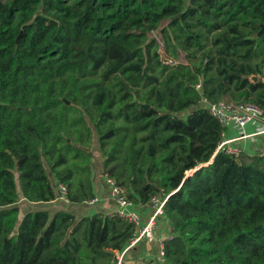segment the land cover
<instances>
[{
	"label": "trees",
	"instance_id": "obj_1",
	"mask_svg": "<svg viewBox=\"0 0 264 264\" xmlns=\"http://www.w3.org/2000/svg\"><path fill=\"white\" fill-rule=\"evenodd\" d=\"M263 25L264 0H0V264L126 249L129 221L68 210L96 198L95 141L135 206L169 196L158 264H264V155L216 153L201 100L264 110ZM58 184L68 204L20 217L22 200L56 205Z\"/></svg>",
	"mask_w": 264,
	"mask_h": 264
},
{
	"label": "built area",
	"instance_id": "obj_2",
	"mask_svg": "<svg viewBox=\"0 0 264 264\" xmlns=\"http://www.w3.org/2000/svg\"><path fill=\"white\" fill-rule=\"evenodd\" d=\"M196 89L202 92V84L197 85ZM202 104L207 108L210 114L218 121L221 126V140L218 143L216 153L225 152L229 155L239 157L243 152L240 148L233 145L236 139H228L227 132L229 129H237L241 135L238 139L245 138L244 129L249 124L256 125V135L264 134V110L254 103L250 102H233L226 99H222L218 102H210L203 94H201ZM102 177L106 185L110 189V198L115 203V208L110 211L108 215L119 216L135 226V233L130 240L126 249L120 253H117L116 261L113 264H125L126 254L135 248L140 242L149 238L153 232H155L160 222L165 219L170 226V223L165 214V205L169 196H155L149 202V209L151 214L146 223H143L140 212L136 210L135 204L128 198L127 191L124 187L118 185V183L108 176L102 173ZM100 174V175H101ZM58 201L68 204V190L67 187L58 184ZM96 193V192H95ZM100 202L99 197L87 202L88 206H95ZM172 238V234L169 237L160 241V260L164 259V242Z\"/></svg>",
	"mask_w": 264,
	"mask_h": 264
},
{
	"label": "crops",
	"instance_id": "obj_3",
	"mask_svg": "<svg viewBox=\"0 0 264 264\" xmlns=\"http://www.w3.org/2000/svg\"><path fill=\"white\" fill-rule=\"evenodd\" d=\"M256 125L249 124L245 129V138L238 139L241 135L237 129H229L227 132L228 139H236L233 145L242 150L248 155H264V134L256 135ZM95 192L99 197L100 202L95 206L74 207L75 215L92 216L100 211H105L107 214L115 208V203L110 198V189L106 185L102 174L98 180H94ZM52 205L55 203H51ZM84 207V208H82ZM136 210L140 212L143 223H146L151 211L149 207L146 210H141L136 206ZM77 211V212H75ZM81 217V218H82ZM171 234L170 226L165 219L160 222L158 229L153 232L150 238L140 242L135 248L130 250L125 257V264H158L160 260V241L169 237Z\"/></svg>",
	"mask_w": 264,
	"mask_h": 264
},
{
	"label": "rangeland",
	"instance_id": "obj_4",
	"mask_svg": "<svg viewBox=\"0 0 264 264\" xmlns=\"http://www.w3.org/2000/svg\"><path fill=\"white\" fill-rule=\"evenodd\" d=\"M3 3H6L10 0H1ZM66 2L70 1V2H73L74 0H65ZM168 22L164 21L163 24H167ZM153 37L157 38L159 42H161L160 40V34L158 32H154L152 33ZM163 51L161 50V53ZM179 63H187L186 59H185V54H182L181 55V58L179 60ZM259 79L258 81L262 78L260 75L257 76ZM90 150L91 152L93 153V157H94V163H93V171H94V175H93V178L94 180H98V178H100V174H101V169L100 167L102 166V163H103V158L101 157V152H100V149H99V145H98V142H94L91 146H90ZM190 172L187 173V175L189 174ZM60 206H63V204L61 202H58L55 206L54 204H47V205H30L28 203H26L25 201H21L19 203V207L21 208V214H20V217L22 218L27 212L29 211H32V210H36V209H39V208H43V207H48L50 209H61L62 207ZM66 207V206H65ZM85 207V206H84ZM82 207V208H84ZM80 207H78L79 209ZM73 209H76L74 208V206H71L68 208V210L72 211ZM74 212V211H72ZM77 212V211H75ZM77 218H81L82 215H80L81 217H79L78 215H76ZM150 238V237H149ZM148 239V238H147Z\"/></svg>",
	"mask_w": 264,
	"mask_h": 264
},
{
	"label": "water",
	"instance_id": "obj_5",
	"mask_svg": "<svg viewBox=\"0 0 264 264\" xmlns=\"http://www.w3.org/2000/svg\"><path fill=\"white\" fill-rule=\"evenodd\" d=\"M264 34V25L262 26V29L261 31L259 32V36H262ZM20 38V37H19ZM258 77L257 76H251V80L254 82V83H257L258 82ZM203 166H200L198 167L197 169L195 170H192L190 171V173L187 175V177L185 178V180H187L188 178H190L191 176H193L197 171H199L201 168H203Z\"/></svg>",
	"mask_w": 264,
	"mask_h": 264
}]
</instances>
